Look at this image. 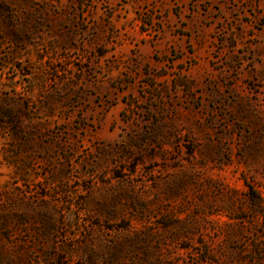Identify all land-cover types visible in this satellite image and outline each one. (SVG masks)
Returning a JSON list of instances; mask_svg holds the SVG:
<instances>
[{"label": "rangeland", "instance_id": "rangeland-1", "mask_svg": "<svg viewBox=\"0 0 264 264\" xmlns=\"http://www.w3.org/2000/svg\"><path fill=\"white\" fill-rule=\"evenodd\" d=\"M0 264H264V0H0Z\"/></svg>", "mask_w": 264, "mask_h": 264}]
</instances>
